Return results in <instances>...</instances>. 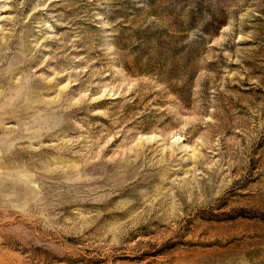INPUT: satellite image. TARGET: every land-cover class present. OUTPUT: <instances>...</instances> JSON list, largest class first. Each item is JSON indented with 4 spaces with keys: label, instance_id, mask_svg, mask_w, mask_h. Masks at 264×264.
Listing matches in <instances>:
<instances>
[{
    "label": "rangeland",
    "instance_id": "374dc122",
    "mask_svg": "<svg viewBox=\"0 0 264 264\" xmlns=\"http://www.w3.org/2000/svg\"><path fill=\"white\" fill-rule=\"evenodd\" d=\"M0 264H264V0H0Z\"/></svg>",
    "mask_w": 264,
    "mask_h": 264
}]
</instances>
